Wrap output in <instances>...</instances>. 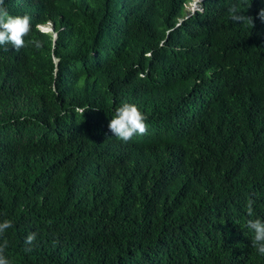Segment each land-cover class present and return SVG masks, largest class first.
Here are the masks:
<instances>
[{
  "label": "trees",
  "instance_id": "1",
  "mask_svg": "<svg viewBox=\"0 0 264 264\" xmlns=\"http://www.w3.org/2000/svg\"><path fill=\"white\" fill-rule=\"evenodd\" d=\"M191 2L5 0L39 42L0 47L9 264H264L245 226L250 199L264 221V0ZM123 102L148 125L128 143Z\"/></svg>",
  "mask_w": 264,
  "mask_h": 264
},
{
  "label": "clouds",
  "instance_id": "2",
  "mask_svg": "<svg viewBox=\"0 0 264 264\" xmlns=\"http://www.w3.org/2000/svg\"><path fill=\"white\" fill-rule=\"evenodd\" d=\"M204 1L201 0L197 3L196 10L198 12L202 8L204 9ZM195 4V0L189 4V12L191 6ZM202 11V10H200ZM238 6H233L229 9L230 19L233 23L237 24H249L254 27V18L244 14ZM256 18L261 23H264V9H261ZM32 30L31 17L28 15H11L5 7V0H0V47H3L5 51L8 50L7 46L11 45L15 51L31 44L35 47H39L38 41L30 40L26 43L25 37L29 36ZM41 30L46 33H54V27L52 25L42 26ZM84 113V110H82ZM147 117L143 114L135 104L123 102L120 106L116 107L115 115L111 118L108 129L114 137L123 143H128L135 136H143L148 132V125L146 123ZM254 200H249L246 205V212L249 219L246 221L247 229L253 233L252 247L258 254L264 256V221L261 219H252L254 214ZM13 227V223L10 220H4L0 222V237H3L9 228ZM36 240V234L32 233L25 238V251H31L33 242ZM7 248V242L0 244V264H9V260L5 257L4 252Z\"/></svg>",
  "mask_w": 264,
  "mask_h": 264
},
{
  "label": "rangeland",
  "instance_id": "3",
  "mask_svg": "<svg viewBox=\"0 0 264 264\" xmlns=\"http://www.w3.org/2000/svg\"><path fill=\"white\" fill-rule=\"evenodd\" d=\"M196 1L198 0H195V4L191 6L190 10L192 11V13H194V11L196 10ZM201 2V0H199ZM189 11V9H188Z\"/></svg>",
  "mask_w": 264,
  "mask_h": 264
},
{
  "label": "bare ground",
  "instance_id": "4",
  "mask_svg": "<svg viewBox=\"0 0 264 264\" xmlns=\"http://www.w3.org/2000/svg\"><path fill=\"white\" fill-rule=\"evenodd\" d=\"M197 3H200V1L198 0V1H196V5H197Z\"/></svg>",
  "mask_w": 264,
  "mask_h": 264
},
{
  "label": "built area",
  "instance_id": "5",
  "mask_svg": "<svg viewBox=\"0 0 264 264\" xmlns=\"http://www.w3.org/2000/svg\"><path fill=\"white\" fill-rule=\"evenodd\" d=\"M200 10H203L202 8H199Z\"/></svg>",
  "mask_w": 264,
  "mask_h": 264
}]
</instances>
